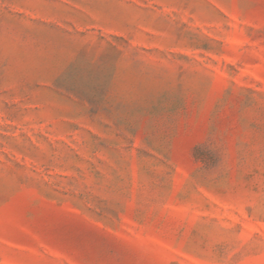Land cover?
Listing matches in <instances>:
<instances>
[{
	"label": "rangeland",
	"instance_id": "374dc122",
	"mask_svg": "<svg viewBox=\"0 0 264 264\" xmlns=\"http://www.w3.org/2000/svg\"><path fill=\"white\" fill-rule=\"evenodd\" d=\"M0 264H264V0H0Z\"/></svg>",
	"mask_w": 264,
	"mask_h": 264
}]
</instances>
